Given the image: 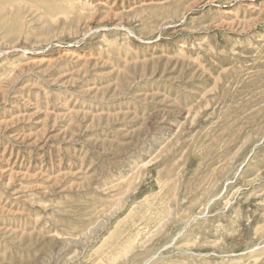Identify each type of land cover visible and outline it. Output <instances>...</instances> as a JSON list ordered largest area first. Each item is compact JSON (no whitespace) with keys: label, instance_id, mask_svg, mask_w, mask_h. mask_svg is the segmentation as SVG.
Returning a JSON list of instances; mask_svg holds the SVG:
<instances>
[{"label":"rangeland","instance_id":"rangeland-1","mask_svg":"<svg viewBox=\"0 0 264 264\" xmlns=\"http://www.w3.org/2000/svg\"><path fill=\"white\" fill-rule=\"evenodd\" d=\"M0 264H264V0H0Z\"/></svg>","mask_w":264,"mask_h":264}]
</instances>
